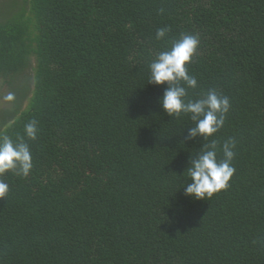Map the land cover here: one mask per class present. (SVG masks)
Listing matches in <instances>:
<instances>
[{
    "label": "trees",
    "instance_id": "trees-1",
    "mask_svg": "<svg viewBox=\"0 0 264 264\" xmlns=\"http://www.w3.org/2000/svg\"><path fill=\"white\" fill-rule=\"evenodd\" d=\"M22 2L0 14L14 97L0 136H23L33 168L0 177V264H264V0ZM181 34L199 39L189 96L230 99L208 140L189 139L193 122L159 102L167 85L147 82ZM229 138L230 186L185 195L189 157L215 140L223 159Z\"/></svg>",
    "mask_w": 264,
    "mask_h": 264
},
{
    "label": "clouds",
    "instance_id": "clouds-1",
    "mask_svg": "<svg viewBox=\"0 0 264 264\" xmlns=\"http://www.w3.org/2000/svg\"><path fill=\"white\" fill-rule=\"evenodd\" d=\"M168 31V28L157 29L155 38L163 39ZM198 45V36L181 34L172 43L170 50L159 52L150 62L147 82L167 85L159 102L170 117L187 116L193 122L195 126L188 127L189 139L202 137L208 140L224 125L231 104L227 96L220 95L215 89L207 90L197 99L189 96L188 90L197 88L198 83L196 77L189 73L186 64L191 62ZM13 98L12 94L5 97L8 101ZM24 131L29 139L35 140L37 122L32 120L25 124ZM234 148L235 141L229 138L223 144V159H218L217 143L212 140L204 144L195 157L190 156L187 167L190 182L184 186V194L195 199H205L220 190H226L235 172L232 165ZM32 168L30 148L24 137L18 136L13 140L8 135L0 136V177L9 171L27 177ZM8 193L9 185L0 179V199H4Z\"/></svg>",
    "mask_w": 264,
    "mask_h": 264
},
{
    "label": "rangeland",
    "instance_id": "rangeland-1",
    "mask_svg": "<svg viewBox=\"0 0 264 264\" xmlns=\"http://www.w3.org/2000/svg\"><path fill=\"white\" fill-rule=\"evenodd\" d=\"M13 3L16 5L23 4L22 0H0V14L8 12V9H12V7L15 8ZM31 73V70L27 69L25 80H27L26 84L28 86L31 82ZM9 94H13L12 90L0 79V114L4 111H9V108L11 107V101L5 99Z\"/></svg>",
    "mask_w": 264,
    "mask_h": 264
}]
</instances>
